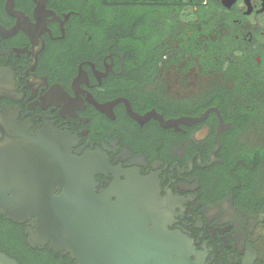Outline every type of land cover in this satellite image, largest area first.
<instances>
[{
    "label": "flooded vegetation",
    "instance_id": "flooded-vegetation-1",
    "mask_svg": "<svg viewBox=\"0 0 264 264\" xmlns=\"http://www.w3.org/2000/svg\"><path fill=\"white\" fill-rule=\"evenodd\" d=\"M2 113L24 183L117 187L157 264H264V0H0ZM0 214V251L78 264Z\"/></svg>",
    "mask_w": 264,
    "mask_h": 264
},
{
    "label": "water",
    "instance_id": "water-1",
    "mask_svg": "<svg viewBox=\"0 0 264 264\" xmlns=\"http://www.w3.org/2000/svg\"><path fill=\"white\" fill-rule=\"evenodd\" d=\"M10 133L14 150L1 143ZM23 140L18 122L0 114V210L16 222L35 218V230H29L33 248L50 243L78 264H157L153 231L126 200L112 201L117 187L98 195L96 183H24ZM60 188L63 193L55 195ZM0 264L20 263L0 251Z\"/></svg>",
    "mask_w": 264,
    "mask_h": 264
},
{
    "label": "trees",
    "instance_id": "trees-1",
    "mask_svg": "<svg viewBox=\"0 0 264 264\" xmlns=\"http://www.w3.org/2000/svg\"><path fill=\"white\" fill-rule=\"evenodd\" d=\"M126 6H124V9ZM132 8V7H131ZM123 9V8H122ZM123 9V10H124ZM120 9H113L108 10L106 13V20L111 30L116 29H123L127 32L128 36H133V28L136 25L138 12L137 10L134 11L132 9H128L125 12H120ZM120 13L124 15H120ZM0 217L2 215L0 214ZM2 251L6 252L10 256L16 258L20 264H59V259L56 255L49 251H42L41 249H32L25 251L18 256L8 250L2 249Z\"/></svg>",
    "mask_w": 264,
    "mask_h": 264
}]
</instances>
